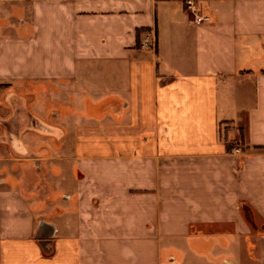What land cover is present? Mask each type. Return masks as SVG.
<instances>
[{
	"label": "crops",
	"instance_id": "crops-1",
	"mask_svg": "<svg viewBox=\"0 0 264 264\" xmlns=\"http://www.w3.org/2000/svg\"><path fill=\"white\" fill-rule=\"evenodd\" d=\"M195 5L0 0V264H264V0Z\"/></svg>",
	"mask_w": 264,
	"mask_h": 264
},
{
	"label": "built area",
	"instance_id": "built-area-1",
	"mask_svg": "<svg viewBox=\"0 0 264 264\" xmlns=\"http://www.w3.org/2000/svg\"><path fill=\"white\" fill-rule=\"evenodd\" d=\"M183 3L187 9V11H189L190 13H192L194 15V20L196 23L202 21V20H206V17H202L199 16L198 14H196V5H195V0H183ZM154 41L150 39V37L148 35H146L143 40L140 42V47L142 49H151L154 48ZM232 153H238L239 149L237 146H234L231 149Z\"/></svg>",
	"mask_w": 264,
	"mask_h": 264
},
{
	"label": "rangeland",
	"instance_id": "rangeland-1",
	"mask_svg": "<svg viewBox=\"0 0 264 264\" xmlns=\"http://www.w3.org/2000/svg\"><path fill=\"white\" fill-rule=\"evenodd\" d=\"M44 98V97H43ZM40 102H42V106L44 107V108H47V101H46V98H44L43 99V101H40ZM38 106H41V105H38ZM53 107H55V110H59V111H61V109H62V106L59 104V103H54L53 105H52ZM49 108L51 107L50 105L48 106ZM48 111H49V109H48ZM50 112V111H49ZM49 114V113H48Z\"/></svg>",
	"mask_w": 264,
	"mask_h": 264
}]
</instances>
